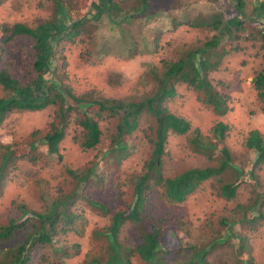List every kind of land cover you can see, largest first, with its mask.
I'll use <instances>...</instances> for the list:
<instances>
[{
  "label": "trees",
  "instance_id": "1",
  "mask_svg": "<svg viewBox=\"0 0 264 264\" xmlns=\"http://www.w3.org/2000/svg\"><path fill=\"white\" fill-rule=\"evenodd\" d=\"M166 1L39 0L38 10L45 14L40 18L26 14L34 10L21 0H0V132L12 117L54 112L47 133L33 131L20 141L0 143V186L19 177L18 162L54 170L50 158L61 161L66 142L82 152L105 150L125 160L131 146L141 157L125 181L112 184L108 174L94 175L93 164L60 165L61 172L49 179L28 176L36 202L43 204L39 209L22 201L21 216L0 224V264H264L258 244L247 236L249 221L244 223L249 214L251 222L263 217L264 134L248 133L243 157L226 143L227 124L218 121L203 133L175 107L177 97L187 94L218 118L231 111L219 74L250 44L260 60L250 114L264 117V0H207L225 6L210 15L171 17L169 29L154 26L145 45L152 49L147 70L152 87L137 96L121 95L117 76L101 77L105 86L99 88L97 77L82 74L97 53L92 46L104 18L116 26L134 17L153 19V9ZM183 26L193 36L188 44L173 36ZM20 60L24 72L15 74ZM174 138L205 156L206 163L166 173ZM39 146L48 159L37 153ZM251 152L255 159L246 165ZM205 182L224 208L208 214L198 230L170 209H183ZM90 185L108 198L94 199ZM241 187L251 191L248 204L233 207ZM147 202L168 210L166 216L150 215Z\"/></svg>",
  "mask_w": 264,
  "mask_h": 264
},
{
  "label": "rangeland",
  "instance_id": "2",
  "mask_svg": "<svg viewBox=\"0 0 264 264\" xmlns=\"http://www.w3.org/2000/svg\"><path fill=\"white\" fill-rule=\"evenodd\" d=\"M38 1L21 0V4H23L24 8L27 7L34 10V12L25 11L26 14L33 13L35 17L44 18L45 14H42V11L38 10L40 8ZM248 1L252 2L255 0ZM159 5L153 9L155 10L153 19L149 17L140 20L134 17L128 23L125 22L121 26H116L104 18L98 24L96 43L92 46L94 53H97L83 70L82 74L90 79L97 77L99 88L105 86L104 83H100L101 77H107L109 74L111 77L117 76L118 83L122 85L120 92L123 96H137L141 91H149L152 84L148 78L147 70L152 66L153 55L152 49L147 46L145 47V45L146 42L149 43L150 41L149 37L152 36V28L159 25L164 29H169V18L171 17L181 19V17L186 15L193 16L198 13L210 15L212 12L221 11L225 6L222 2L217 4L207 0L192 1L190 3L182 1L177 3L173 0H168ZM226 7L228 8L229 6L226 5ZM14 20L15 16L12 17L11 21ZM262 22L264 23V20ZM173 36L177 37L178 44L185 42L188 44L193 39L191 31L184 26L179 31L173 33ZM104 44H108L110 47L104 49ZM129 50L132 51V59L128 57ZM255 54V47L246 44L245 50L241 54L230 58L227 61L226 69L219 74V78L223 82V89L220 90L228 97L231 110L223 117L218 118L212 115L211 112H206L204 108L194 102L193 97L187 94L178 96L175 103V107L179 112L188 117L192 125L199 127L203 133L210 132L218 121L227 124L230 130L226 143L231 149L242 154L244 153V140L250 131L257 129L264 134V117L259 114H250V111L255 109L253 91L251 90L252 79L260 63ZM22 60L16 63L17 65L14 68L15 74L24 72L25 64ZM53 114L52 109H47L43 112L26 114L19 118L12 117L11 122L7 123L0 132L2 134L0 143L7 144L20 141L28 134L33 133V131L47 133L53 121ZM74 129L75 127L72 125L69 132H72ZM12 133L15 137L12 136ZM62 148H65V150L62 151ZM171 149L170 156L166 157V173L190 167H202L206 163L205 156L192 152L187 146H183L181 139L174 138ZM45 152L44 146L37 147V153L45 156ZM60 154L63 155L61 161H58L57 156L50 158L56 165L52 171L42 168H32L23 162L16 164V174L19 177L8 185L0 186V224H7V220L11 216H21L17 207L22 201L29 207L37 204V207L41 208L43 203L36 202L34 196L36 192L34 191V187H31V179L29 177L32 179L41 177L49 179L61 172L59 170L60 165L70 166L73 169H83L85 166L93 164L94 175L108 174L106 178L107 184H112L125 181L128 175L141 164L139 151L131 146H128L126 153H124L126 160L125 158L121 159L118 154L111 155L105 150L101 152H82L68 142L61 145ZM245 159L247 161L246 165H249L254 161L255 153H249ZM202 186H204V190L200 194L195 195L194 198L188 200L184 204L183 209L172 206L170 209L198 230L205 222L208 214L215 212V215H217L224 208V204L214 200L215 198L210 193L209 183L205 182ZM238 191L237 201L230 204L233 207L238 203L243 205L248 204L247 200L251 193L249 187H241ZM90 194L94 199L105 200L108 198L107 194L100 192L99 189L92 185H90ZM146 207L150 215L165 217L168 212V210L162 209L158 204L152 205L147 202ZM260 210L263 213L261 219L251 222L250 217L254 216L249 214L246 216L244 223L249 221L250 225L247 228V236L249 239L251 238L250 243L258 244L259 252L263 254L262 258L264 261V207ZM233 230L238 232L239 226L235 225ZM233 244L236 243L233 242Z\"/></svg>",
  "mask_w": 264,
  "mask_h": 264
}]
</instances>
